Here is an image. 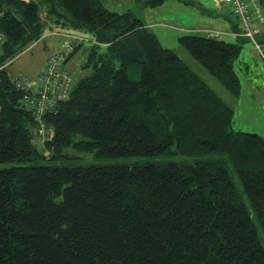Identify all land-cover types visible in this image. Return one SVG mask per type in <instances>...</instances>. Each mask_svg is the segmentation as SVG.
<instances>
[{
	"label": "trees",
	"instance_id": "trees-1",
	"mask_svg": "<svg viewBox=\"0 0 264 264\" xmlns=\"http://www.w3.org/2000/svg\"><path fill=\"white\" fill-rule=\"evenodd\" d=\"M49 28L91 32L82 66L93 70L46 114L55 137L38 147L6 64ZM0 30V264H264V137L236 130L235 108L138 13L103 0H0ZM236 37L179 43L238 97L251 40ZM77 151L163 157L49 162Z\"/></svg>",
	"mask_w": 264,
	"mask_h": 264
},
{
	"label": "rangeland",
	"instance_id": "rangeland-1",
	"mask_svg": "<svg viewBox=\"0 0 264 264\" xmlns=\"http://www.w3.org/2000/svg\"><path fill=\"white\" fill-rule=\"evenodd\" d=\"M27 2L34 0H25ZM104 5L117 12H125L127 10H132L138 13L141 17L149 19L155 10H152V6H143L138 0H103ZM175 3V0H166L165 5L170 6ZM188 5L195 3L186 2ZM227 4V3H226ZM149 7V8H147ZM159 7V6H158ZM231 4L224 5V10L230 11ZM166 8V7H165ZM169 7L168 9H172ZM47 4L43 6L42 17L44 21L50 20L48 14ZM149 13L147 14V11ZM161 10H165L161 8ZM188 12V19L191 21L190 13ZM156 13V12H155ZM168 19V18H167ZM175 19V18H174ZM175 21V20H173ZM213 23V22H209ZM207 24V25H209ZM50 25V21H49ZM52 29V28H50ZM54 29V28H53ZM52 29V30H53ZM56 35L43 36L38 41L24 49L17 56H15L10 62L6 64L7 69L10 74L16 75H29L35 77L38 67L43 63V59L46 58L47 54L50 52H56L62 50L65 44L66 34H77L79 36L87 37L92 39L91 32L87 30L72 29L71 31H63L59 29H54ZM49 29H47L48 32ZM53 32V33H54ZM158 33V32H157ZM169 34L170 39H164L161 37L160 33L158 36L161 43L169 48L174 49L179 56L187 62L193 70L198 72L208 84L220 94L228 103H230L235 108V129L248 132H257L264 137V58L258 54L252 47L254 45L251 41L247 40L243 44V52L240 61L244 66H246V61L249 62L250 71L247 72L242 64L238 61L236 64V70L241 79V93L238 97L230 94L220 83V81L209 73L178 41L175 39L177 35ZM174 35V36H173ZM221 38L225 39L224 36ZM227 38V37H226ZM236 41V40H235ZM93 42L91 40H80L78 42V49L75 48L73 54L70 56L76 62L75 66V76L80 78L92 72L93 67H83L81 63V58H86L89 51L91 50ZM262 50L264 52V40L260 42ZM63 46V47H62ZM99 49V48H98ZM1 50V49H0ZM101 50V49H99ZM255 52L257 54L251 55V57L242 58L243 54H251ZM69 58V59H70ZM86 60V59H85ZM84 62V61H82ZM71 63V62H70ZM140 70L136 74H132L135 79L140 78ZM163 156H128V157H102L97 156L95 152H76V156L69 159H60L49 161L56 165H89V164H108V163H145L150 160H160ZM167 158H170L167 157ZM170 160V159H167ZM262 238L264 239V234L261 231Z\"/></svg>",
	"mask_w": 264,
	"mask_h": 264
},
{
	"label": "built area",
	"instance_id": "built-area-1",
	"mask_svg": "<svg viewBox=\"0 0 264 264\" xmlns=\"http://www.w3.org/2000/svg\"><path fill=\"white\" fill-rule=\"evenodd\" d=\"M231 4L238 19V33L259 47L258 35L264 27V12L260 0H220ZM64 48L52 53L46 60L44 69L36 76L14 75L10 78L14 86L22 92V102L34 112L32 143L43 146L55 137L54 127L46 120V114L54 112L59 104L72 93L77 82L67 66V62L80 40H90L77 34H66ZM5 33L0 30V42Z\"/></svg>",
	"mask_w": 264,
	"mask_h": 264
},
{
	"label": "crops",
	"instance_id": "crops-1",
	"mask_svg": "<svg viewBox=\"0 0 264 264\" xmlns=\"http://www.w3.org/2000/svg\"><path fill=\"white\" fill-rule=\"evenodd\" d=\"M186 1L195 4L188 5ZM262 3H263L262 9L264 12V0H262ZM224 5L227 4L222 3L220 0H175V3L170 6H167L164 3L159 7H152L153 8L152 10H155L156 13L155 12L153 13L152 11V15L151 17H149V19L143 17L141 18L143 19L145 25L149 29L155 32L157 36L158 33H160L161 37H163L164 39L169 40L170 39L169 34H175L174 32H176L177 34L175 35L176 36L175 39H178V41H179V37L182 36L183 34L201 33V34H210L212 36L219 38H221V36H224L225 40L233 42L237 39L236 36H238L237 34L238 19L236 14L234 13L233 7H230V11L228 10L225 11ZM169 7H173V8L168 9ZM161 8H164L165 10H161ZM189 11H192L190 13L191 21H189L187 17ZM148 13L149 10L147 11V14ZM209 22H213V23L209 24ZM54 31H55L54 29L52 30L49 28V31L45 32L43 36L56 35L57 33H55ZM261 34H262L261 41H263L264 31ZM65 41H67L66 38ZM252 48L264 58V52L262 50L261 44H259V47L254 45V47ZM52 53L54 52L48 53L46 58L43 59V63L38 67L35 77L44 69L46 60ZM257 53L251 51V54H247L246 52L245 54H243L242 58L251 57V55ZM85 59L86 58H81L80 59L81 63H83L82 61H85ZM239 62L240 64H242L240 59ZM74 64H76V62L71 57L67 62V66L75 76ZM242 65L247 72L250 71L248 61H246V66H244V64Z\"/></svg>",
	"mask_w": 264,
	"mask_h": 264
}]
</instances>
